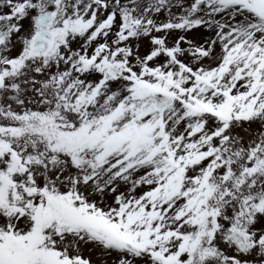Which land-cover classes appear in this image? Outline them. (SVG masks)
Segmentation results:
<instances>
[{
  "label": "snow or ice",
  "instance_id": "obj_1",
  "mask_svg": "<svg viewBox=\"0 0 264 264\" xmlns=\"http://www.w3.org/2000/svg\"><path fill=\"white\" fill-rule=\"evenodd\" d=\"M0 264H264V0H0Z\"/></svg>",
  "mask_w": 264,
  "mask_h": 264
}]
</instances>
